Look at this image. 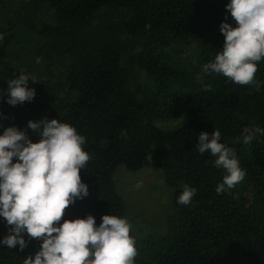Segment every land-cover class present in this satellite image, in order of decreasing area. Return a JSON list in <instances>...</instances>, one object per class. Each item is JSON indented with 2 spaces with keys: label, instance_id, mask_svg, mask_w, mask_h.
I'll list each match as a JSON object with an SVG mask.
<instances>
[{
  "label": "trees",
  "instance_id": "trees-1",
  "mask_svg": "<svg viewBox=\"0 0 264 264\" xmlns=\"http://www.w3.org/2000/svg\"><path fill=\"white\" fill-rule=\"evenodd\" d=\"M229 2L0 0V134L14 125L35 142L40 136L28 121L57 118L85 137L90 160L80 174L89 194L63 219L91 214L99 226L104 214L121 217L112 177L118 164L159 168L171 189L166 228L133 237L134 264H264V135L249 145L237 139L245 127L264 128V59L255 74L259 90L202 70L222 51L221 23L234 24ZM186 52L190 60L181 57ZM21 70L40 82L29 77L34 99L11 106L7 81ZM167 119L174 124H155ZM213 130L246 171L220 194L225 171L197 150L199 133ZM186 184L197 191L180 205ZM8 230L0 217V240ZM24 237L22 251L0 244V264H23L40 249L42 241Z\"/></svg>",
  "mask_w": 264,
  "mask_h": 264
},
{
  "label": "clouds",
  "instance_id": "clouds-1",
  "mask_svg": "<svg viewBox=\"0 0 264 264\" xmlns=\"http://www.w3.org/2000/svg\"><path fill=\"white\" fill-rule=\"evenodd\" d=\"M226 9L234 24L227 18L221 23L222 51L202 70L222 74L238 85H255L259 90L255 74L257 63L264 59V0H230ZM3 39L0 34V41ZM36 63H40L39 57ZM29 77L40 82L23 70L7 81L9 105L34 99L36 92L28 87ZM204 88L210 90L211 85ZM27 127L39 134L38 141H32L26 131L14 125L5 127L0 134V217L9 226L0 244L9 249L18 245L22 251L27 246L25 233L29 239L42 241L40 249L27 255L23 264H134L138 252L126 218L104 214L99 226L91 214L63 219L71 204L89 194L80 174L90 160L83 150L85 137L57 118L29 120ZM258 134L264 135V128L245 127L237 139L249 145ZM220 140L219 130L211 134L201 131L197 144L198 152H209L215 157V166L226 173L216 186L217 194L234 188L246 175L236 151ZM146 159L151 164L152 153ZM135 186L142 187V181ZM196 191L184 185L177 203L190 204Z\"/></svg>",
  "mask_w": 264,
  "mask_h": 264
},
{
  "label": "rangeland",
  "instance_id": "rangeland-1",
  "mask_svg": "<svg viewBox=\"0 0 264 264\" xmlns=\"http://www.w3.org/2000/svg\"><path fill=\"white\" fill-rule=\"evenodd\" d=\"M191 52L182 53L181 57L190 60ZM174 120H155V124L167 127L174 124ZM112 177L114 186L124 202L121 218H126L129 222L132 237L163 231L173 208L170 202L171 189L163 182L161 170L152 166L129 170L118 164L113 170ZM141 181L142 187L137 188L135 185Z\"/></svg>",
  "mask_w": 264,
  "mask_h": 264
}]
</instances>
